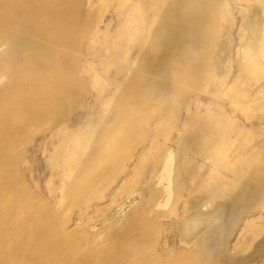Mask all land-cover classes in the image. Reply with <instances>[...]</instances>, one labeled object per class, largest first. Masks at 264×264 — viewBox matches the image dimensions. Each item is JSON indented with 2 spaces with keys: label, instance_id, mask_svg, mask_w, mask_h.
<instances>
[{
  "label": "rangeland",
  "instance_id": "1",
  "mask_svg": "<svg viewBox=\"0 0 264 264\" xmlns=\"http://www.w3.org/2000/svg\"><path fill=\"white\" fill-rule=\"evenodd\" d=\"M160 1L0 0V264L39 245L46 264H264V0H200L193 50ZM9 56L61 64L69 95L30 94Z\"/></svg>",
  "mask_w": 264,
  "mask_h": 264
},
{
  "label": "bare ground",
  "instance_id": "2",
  "mask_svg": "<svg viewBox=\"0 0 264 264\" xmlns=\"http://www.w3.org/2000/svg\"><path fill=\"white\" fill-rule=\"evenodd\" d=\"M160 3L165 5L167 3L169 4V9L166 11L170 18V22L167 23L168 29L170 30L168 42H179L184 49L193 50L194 48L192 45L202 47L204 44H207V42L210 43L212 41L213 33H208L206 30L208 16L206 12L202 10L200 0H161ZM158 9L159 7L153 5L150 11L153 12L154 15ZM137 37L143 40L142 42L147 41L151 48L159 47L160 41H163L159 40L160 36L154 30L147 35L140 33ZM194 51H192L190 55L195 54ZM187 52L189 53L190 51ZM262 56L264 59V49ZM15 58L16 56L6 57V59L2 61V66L8 69L10 63L13 62L12 65H10L11 68L9 67V71L7 70L8 74L11 75L12 70L18 73L20 72L19 74H21L22 80L29 83L30 94L33 93L34 96L43 97V99H54L55 97L63 98L69 95L71 91L70 76L61 64H50L49 61L43 59L42 62H34V64L30 66V71L27 70L25 72L22 64ZM246 70L254 78L263 73V70L258 68L254 62H251ZM24 97V94L17 96V102L21 104L22 98ZM204 128L208 129V127H203V129ZM92 180L89 182H92ZM82 183L83 179H79L78 183H75V188L78 190ZM221 187L222 182L220 179H214L212 184L206 183L204 180L201 181V184L196 189L198 192L206 195L208 201H214L216 197L219 196V191L222 189ZM89 201H92V199L90 198ZM43 248V245L34 247L35 258L39 264H46L47 261L45 258L48 256V253Z\"/></svg>",
  "mask_w": 264,
  "mask_h": 264
},
{
  "label": "water",
  "instance_id": "3",
  "mask_svg": "<svg viewBox=\"0 0 264 264\" xmlns=\"http://www.w3.org/2000/svg\"><path fill=\"white\" fill-rule=\"evenodd\" d=\"M170 158V159H169ZM169 159V160H168ZM173 156L170 154L169 157L165 158L162 167L160 169V172L158 173L157 176V182H156V186L160 185V182L158 181V179H160V177L164 174L167 173V177H171L172 176V169H173ZM166 185H168L167 182H165ZM161 187V186H160ZM167 189V188H166ZM168 198V193H167V197ZM133 199H136L135 196L131 197L128 201L124 202L121 206H119L107 219L106 221L109 220H113L114 218H116L118 215H120L123 211L127 210L128 206H130L133 203ZM169 205V204H168Z\"/></svg>",
  "mask_w": 264,
  "mask_h": 264
}]
</instances>
